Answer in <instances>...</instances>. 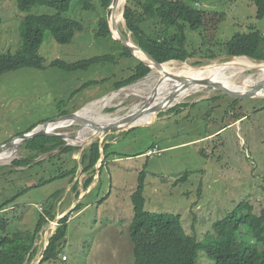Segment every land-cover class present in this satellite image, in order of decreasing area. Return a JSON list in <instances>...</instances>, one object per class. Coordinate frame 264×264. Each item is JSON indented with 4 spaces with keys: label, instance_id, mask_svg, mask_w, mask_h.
Listing matches in <instances>:
<instances>
[{
    "label": "rangeland",
    "instance_id": "rangeland-1",
    "mask_svg": "<svg viewBox=\"0 0 264 264\" xmlns=\"http://www.w3.org/2000/svg\"><path fill=\"white\" fill-rule=\"evenodd\" d=\"M88 1L92 7L90 10L83 8L81 0H71L70 8L65 13V16L83 26L71 43L56 44L44 33L39 48V55L44 58L42 70L23 68L0 77V146L34 124L50 121L62 113L71 114L86 107L87 103L112 93L114 82L129 76V68L134 64L131 57H122L116 64H94L86 71L65 72L50 66L55 59L72 63L107 54L117 56L122 52V46L113 39L95 37L98 19L109 14L108 9L99 7L97 0ZM173 1H183L189 5L188 9L186 6L180 7L185 19H194L192 8L223 15L211 35L210 29L209 32H203L201 28L185 30L188 49L218 56L217 59L210 61L194 57L184 63L192 66L196 62L205 66L226 63L230 59L223 54L222 48L237 35L254 31L264 39V18L255 19L254 0ZM119 10L122 11V5ZM54 13L53 8L39 5L20 11L14 0H0V54H13L19 49L20 27L26 16ZM120 30L131 37L124 21L120 24ZM258 53L264 55V45L258 47ZM244 75L254 76L255 73L247 71ZM102 79L104 83L97 86H84L90 81ZM140 81H143V90L150 83L148 78ZM136 83L138 81L131 85ZM200 94L190 95L174 107L186 104ZM208 97L206 100L199 97V102L181 109L179 114H159L144 122L149 125L101 135L84 145L83 150L95 140L99 141L101 147L115 140L109 143L106 150L108 159L100 175L99 171L93 174L94 180L88 190L91 192L97 187L82 201V206H90L79 213L72 211L73 217L67 223L58 256L42 264H132L129 224L133 208L130 196L142 171L145 175L142 194L144 210L179 215L185 232L193 234L199 242L206 237L214 238L213 223L222 220L239 203H250L254 213L264 207V100H238L233 103L234 99L216 95L215 92ZM121 102L119 107L112 108V113L120 109L114 114H109V106L100 108L96 119L114 118L128 113L135 103L143 104L133 95L121 96ZM147 102L153 104L156 101H145L144 104ZM242 116V119L235 121ZM75 129L73 124L58 126L52 131L71 134ZM152 145H157L163 152L160 156L144 157V152ZM82 151L73 158L79 161ZM18 155L19 150L16 159ZM11 163L0 166L7 167L0 170V203L13 197L21 188L38 182L42 176L40 168H17L15 170L19 172H10L14 169ZM100 164L101 160L95 168L98 169ZM87 177L79 167L73 184L77 181L78 188L82 189ZM73 184H69L68 179L55 180L19 195L0 211V217L8 221V232L17 231L16 234H19L33 230L42 207L57 191L63 190L56 205L58 213L67 210L70 203L76 200L75 192L70 190ZM59 203L62 204L60 208ZM52 223L55 221L46 222L39 232L34 244L38 255L31 264L40 259L54 231L55 224ZM4 234L0 231V237ZM62 257H65V261H62ZM194 264H214V261L198 251Z\"/></svg>",
    "mask_w": 264,
    "mask_h": 264
},
{
    "label": "trees",
    "instance_id": "trees-1",
    "mask_svg": "<svg viewBox=\"0 0 264 264\" xmlns=\"http://www.w3.org/2000/svg\"><path fill=\"white\" fill-rule=\"evenodd\" d=\"M14 1L20 11H27L31 6L39 5L53 8L55 13L51 15H28L23 19L20 27L21 43L19 49L13 54H0V77L23 68L42 70L44 58L39 55V48L43 43L44 33H47L56 44L66 45L71 43L76 33L83 30L80 22L65 16L70 8L71 0ZM112 1L97 0V4L102 10H105L108 9ZM81 3L86 10L92 8L88 0H81ZM254 5L255 19L261 20L264 18V0H254ZM181 6L189 8V5L183 1L126 0L123 14L126 30L130 33L131 39L158 63L186 62L194 57L216 59L218 56L188 49L185 30L188 28L191 31H196L201 28V31L209 32L210 29L211 35L214 28L223 19V15L192 8L191 14L194 19L189 17L185 19L184 13L180 11ZM107 19V15L98 19L97 30L95 31L96 38L111 39ZM262 45H264V39L258 32L252 31L249 34L237 35L234 40L228 41L222 48V52L227 57L246 56L255 61H264V55L258 53V47H262ZM121 49L122 52L117 56L107 54L72 63L55 59L50 66L65 72L86 71L94 64H116L122 57L133 58L125 47L122 46ZM200 64L196 62L195 65ZM129 72V76L114 82V90L135 83L145 77L150 69L134 59V64L129 68ZM102 83H104V79L90 81L84 86H97ZM235 102L238 100L234 99L233 103ZM108 111L111 112L113 109L110 108ZM242 118L243 116L236 118L235 121ZM40 123L30 126L20 134L30 131ZM64 144L65 142L58 137L39 136L20 146L18 158L11 163V167L14 169H11L10 172H19L15 170L17 168L26 170L40 168L42 176L38 182L21 188L14 193L13 197L0 203V211H3L19 195L30 189L63 179H68V183L73 184L79 166L81 173L88 177L83 182L82 189L78 188L76 181L70 190L75 192V199L78 198L81 191L87 190L93 182V174L96 172L95 166L101 154L99 141L91 142L82 151L79 161L75 160L73 156L80 149L71 146L65 147ZM108 146L109 143L103 147V159L98 169L99 175L109 156V154L106 155ZM56 151L57 153H55ZM42 155H46V157L37 163H33L36 158ZM5 168L7 167H0V170ZM144 176V171L139 173L136 189L130 196L133 208V216L129 224V238L133 254L132 264H194L198 251L204 252L208 258L214 261V264H264V207L258 213H254V208L250 203H239L222 220L213 223L214 238L206 237L199 242L193 234L185 232L179 215L151 213L144 210V198L142 196ZM61 192L63 193V190L52 194L44 207L41 206L42 210L31 231L18 232L19 234H16L17 231L16 233L8 232L7 219L0 217V231L5 233L4 236L0 237V264H31L38 255L37 247L34 246L38 234L46 222L54 220L56 205L60 200ZM262 193L264 199V186ZM86 196L66 216L59 219L58 225L48 239L47 246L43 249L38 264L56 259L60 244L65 238L67 223L72 211L79 212L81 210L82 201Z\"/></svg>",
    "mask_w": 264,
    "mask_h": 264
},
{
    "label": "bare ground",
    "instance_id": "bare-ground-1",
    "mask_svg": "<svg viewBox=\"0 0 264 264\" xmlns=\"http://www.w3.org/2000/svg\"><path fill=\"white\" fill-rule=\"evenodd\" d=\"M123 4V0H118L117 8L115 11V19L111 23V30L116 35V30L112 29V24L116 25V28L119 32L120 24L123 22L121 12L119 8ZM122 33V32H121ZM139 57V56H138ZM140 58V57H139ZM174 62V61H173ZM247 71H253L256 77L251 75H244ZM150 81L149 84L144 86V90L141 89L142 82L131 85L119 92L112 93L109 96H106L100 100L92 102L84 107L81 111L78 112V117L81 120L89 119V121L96 123L97 125H106L113 123L120 119L119 116L114 118H97V112L100 108L109 107H119L121 105V96H131L139 99V102L142 101L143 104L135 103L130 108L129 113L135 112L145 101H156L155 103L147 102V107L152 109L156 107H173L178 103L183 102V100L193 94L201 92L204 95H209L214 92V89L211 87H205L200 84H188L182 81H178L175 78H181L184 81L194 80V81H210L215 84L227 88L230 91H235L238 93H247L258 82L264 80V63L253 61L246 57H236L231 58L229 62L216 65L215 63L211 65H206L202 67H194L191 64H181L176 65V63H165L161 65V68H157L155 65H151V74L147 77ZM143 87V86H142ZM258 96L264 95V84L261 86L260 90L257 92ZM117 101L115 105L114 102ZM135 101V100H134ZM146 104V103H145ZM120 110V109H119ZM116 110L114 113H116ZM109 113V114H114ZM155 115H144L142 118L135 119L132 123V126H144L149 125L144 122H147ZM71 121L59 122L56 124H51L50 130H54L56 127H66L76 123L71 124ZM92 131L86 126L82 125L80 129L77 130L75 138L68 141L71 144L83 143L91 137ZM98 138L94 136L93 138ZM16 157V152L13 147H10L0 153V165L9 164L12 159ZM52 230V229H51ZM35 264V263H34Z\"/></svg>",
    "mask_w": 264,
    "mask_h": 264
},
{
    "label": "water",
    "instance_id": "water-1",
    "mask_svg": "<svg viewBox=\"0 0 264 264\" xmlns=\"http://www.w3.org/2000/svg\"><path fill=\"white\" fill-rule=\"evenodd\" d=\"M117 3H118V0H113L112 3L109 6V16H108V19H107V23H108L109 33H110L111 38L114 41L120 43L123 47H125L128 50V52L130 53V55L135 60H137L140 63H142L145 67L151 69V65L153 64L157 68H161V65H163V64L158 63L148 52H146L138 44H136L131 39V37L129 35L125 36L121 32H119L117 30V28H116V25L113 23L112 24V29H115L117 31L116 32L117 36H114V34H113L112 30H111V23H112L113 19H115V11H116V8H117ZM125 6H126V0H123L122 11H121V16H122L123 20H124L123 14H124V11H125ZM262 63H264V62H262ZM203 66H205V65H203ZM148 76H149V74H147L143 78H147ZM175 79L178 80V81H182V82L188 83V84L195 83V84L204 85L205 87H211V88L214 89V92H215L216 95L220 94V95L228 96V97H230L232 99H236V100H259V99H264V95H262V96L256 95L257 92L260 90L261 86L264 84V80L258 82L257 85L254 86L253 89H251L247 93H238V92H235V91H230L227 88H224V87L220 86L219 84H215V83H212L210 81H194V80L184 81L181 78H175ZM125 88L126 87L120 88V89L115 90V91H112V93L119 92V91H121V90H123ZM112 93L110 92L106 96H109ZM106 96H104V97H106ZM104 97H102V98H104ZM199 97L200 98H204V99H209L210 98V97H208V95H204L202 93L199 96L193 97L190 101H187L188 100L187 99L186 100L187 103L186 104H181L179 106V108L174 107V106L173 107H165L164 106V107H156V108L150 109V108L147 107L148 103H146V104L142 105L140 107V109H138L137 111L131 112V113L128 112V113H125L123 115H119L120 119H118L117 121H115L113 123H109V124H106V125H97L96 123H93V122L89 121V119L81 120L78 117L77 114H78L79 111H81L84 108V107H82L81 109H79V110H77L75 112H72L71 114L60 115V116H58L55 119H52L50 121L42 122V123L36 125L30 131H28L26 133H23V134H21V135H19L17 137H14L13 139L8 141L7 143H5V144L0 146V153H2L3 151H5L6 149H8L10 147H13L15 152H16V154H17V152H18V150H19L21 145H23L25 142H27V141H29V140H31L33 138L39 137V136H54V137H58V138H60L61 140H63L65 142V144H64L65 147L66 146H71V147L80 146L81 147V148H79L80 149L79 152H80V151L83 150L85 144H88L90 141H92L94 139L93 138L94 136H98L99 137L101 135H106L108 133L115 132V131H128V130H131L133 128H136L137 126H132V123L135 121V119H137L140 116L152 115V114L156 116V115L163 114V113H166V112H169L172 115L179 114L181 109H183L185 107H189V106L199 102V100H198ZM97 100H100V99H97ZM64 121H71L72 122L71 124L76 123L75 124L76 129L74 131H72L71 134L65 133V132H56V131L50 130V126L49 125L56 124V123H59V122H64ZM82 125L86 126L88 129H90L92 131L91 137H89V139L85 143H82L81 145L71 144L68 141L67 138H69L70 140L74 139L77 130L80 129V127ZM103 147H104V145L100 148V152L103 151ZM55 153H57V151ZM44 156L46 157V155H42V156L36 158L33 163H37L38 161L44 159L45 158ZM101 156H102V153H101L100 158H99L102 161ZM15 159H16V157L14 156L12 161L15 160ZM9 164H6V165H9ZM0 166H2V165H0ZM88 192H89V190H86L84 195H86ZM56 216H59V217H55L54 218L55 223H52V225L53 224L56 225L57 221H59V219H61L65 215H62V217H60V215H56ZM40 259H41V257H40ZM40 259L37 260L36 263L37 262L39 263Z\"/></svg>",
    "mask_w": 264,
    "mask_h": 264
},
{
    "label": "clouds",
    "instance_id": "clouds-1",
    "mask_svg": "<svg viewBox=\"0 0 264 264\" xmlns=\"http://www.w3.org/2000/svg\"><path fill=\"white\" fill-rule=\"evenodd\" d=\"M108 14H109V7H108ZM123 18H124V17H123ZM123 21L125 22V20H123ZM123 35H124V34H123ZM111 39H112V38H111ZM239 57H246V56H239ZM227 58L231 59V58H236V57H227ZM246 58H248V57H246ZM216 59H217V58H216ZM216 59H213V60H216ZM249 59H250V58H249ZM213 60H210V61H213ZM251 60H252V59H251ZM253 61H255V60H253ZM169 62H173V61H169ZM256 62H260V63H262V62H264V61H256ZM166 63H168V62H166ZM181 63H184V62H181ZM161 64H165V63H161ZM203 65H204V64H203ZM203 65H194V66H203ZM148 74H149V73H148ZM141 79H143V78H141ZM141 79H140V80H141ZM138 81H139V80H138ZM136 82H137V81H136ZM126 87H127V86H126ZM123 88H124V87H123ZM114 91H115V90H114ZM106 95H107V94H106ZM106 95H105V96H106ZM102 97H104V96H102ZM102 97H100L99 99H101ZM96 100H97V99H96ZM96 100L91 101V102H95ZM204 100H206V99H204ZM235 100H236V99H235ZM263 100H264V99H263ZM91 102H89V103H91ZM89 103H87V104H89ZM87 104H86V105H87ZM179 106H180V105H179ZM179 106H178L177 108H179ZM83 107H85V106H83ZM111 108H114V107H111ZM113 111H114V110H113ZM109 113H112V111L109 112ZM59 116H60V115H59ZM137 127H141V126H137ZM115 132H116V131H115ZM111 133H112V132H111ZM20 135H21V134H20ZM113 142H115V141H112V142H109V143H113ZM106 144H107V143H106ZM104 145H105V144H104ZM153 146H154V145H152V147H153ZM149 149H150V148H149ZM147 150H148V149H147ZM147 150H146V151H147ZM146 151H145L144 154H143L144 157H147V156H145ZM100 153H101V152H100ZM100 155H101V154H100ZM102 155H103V151H102ZM99 158H100V157H99ZM102 159H103V158H102ZM98 161H100V159H99ZM101 162H102V161H101ZM100 165H101V164H100ZM79 167H80V166H79ZM99 167H100V166H99ZM98 169H99V168H98ZM98 169H96V172H98ZM74 180H75V179H74ZM93 180H94V178H93ZM73 182H74V181H73ZM90 185H91V184H90ZM89 187H90V186H89ZM93 189H94V188H93ZM93 189H92V190H93ZM87 190H88V188H87ZM85 191H86V190H85ZM85 191H84V193H85ZM87 194H90V190H89V192H88ZM87 194H86V195H87ZM86 195H84V196H86ZM84 196H83V197H84ZM78 197H79V196H78ZM83 197H82V198H83ZM82 198H81V199H82ZM81 199H80V200H81ZM76 200H77V199H76ZM80 200H79V201H80ZM77 202H78V201H77ZM59 204H60V203H59ZM59 204H58V205H59ZM40 207H41V205H40ZM56 207H57V206H56ZM59 207H60V206H59ZM69 212H70V211H69ZM69 212H68V213H69ZM68 213L65 214L64 211H63V212H59V214H61V215H65V216H66ZM59 214L56 213V215H59ZM56 215H55V216H56ZM71 215H72V214H71ZM63 217H64V216H63ZM69 219H70V218H69ZM57 225H58V224L53 225V226H55V228H56ZM55 228H54V229H55ZM52 233H53V231H52ZM46 246H47V243H46V245H45L44 247H46ZM64 260H65V257H64V259H63V257H62V261H64ZM35 263H36V262H35Z\"/></svg>",
    "mask_w": 264,
    "mask_h": 264
},
{
    "label": "crops",
    "instance_id": "crops-1",
    "mask_svg": "<svg viewBox=\"0 0 264 264\" xmlns=\"http://www.w3.org/2000/svg\"><path fill=\"white\" fill-rule=\"evenodd\" d=\"M67 191H68V190H67ZM84 194H85V193L81 191V193H80L79 197L77 198V200H75L74 202H71L70 205H69V208H68L67 210H64V213H66L69 209H71V208L77 203V201H79V200L83 197ZM87 195H89V194H87ZM80 197H81V198H80ZM89 206H90L89 204H86V205L82 206V208H81V210H80L79 212L84 211V210H85L86 208H88ZM60 207H61V206H60ZM60 207H59V208H60ZM79 212H77V213H79ZM56 213L59 214V213H58V208H56ZM72 217H73V214L71 215L69 221L71 220ZM64 261H65V260H64Z\"/></svg>",
    "mask_w": 264,
    "mask_h": 264
},
{
    "label": "built area",
    "instance_id": "built-area-1",
    "mask_svg": "<svg viewBox=\"0 0 264 264\" xmlns=\"http://www.w3.org/2000/svg\"><path fill=\"white\" fill-rule=\"evenodd\" d=\"M163 151L159 149L157 145H154L152 148L148 149L145 153V156L152 157V156H160ZM64 259V257H63Z\"/></svg>",
    "mask_w": 264,
    "mask_h": 264
}]
</instances>
